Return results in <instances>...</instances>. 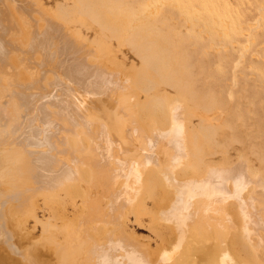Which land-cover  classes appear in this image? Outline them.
Returning a JSON list of instances; mask_svg holds the SVG:
<instances>
[{
  "label": "bare ground",
  "instance_id": "1",
  "mask_svg": "<svg viewBox=\"0 0 264 264\" xmlns=\"http://www.w3.org/2000/svg\"><path fill=\"white\" fill-rule=\"evenodd\" d=\"M60 7L0 0V264H264L262 172L204 160L208 109L162 54L128 67ZM146 215L155 246L129 229Z\"/></svg>",
  "mask_w": 264,
  "mask_h": 264
},
{
  "label": "rangeland",
  "instance_id": "2",
  "mask_svg": "<svg viewBox=\"0 0 264 264\" xmlns=\"http://www.w3.org/2000/svg\"><path fill=\"white\" fill-rule=\"evenodd\" d=\"M80 1L90 18L81 26L89 41L95 38L98 20L106 27L105 34L101 31L106 41L128 67L133 60L141 64L140 53L162 54L166 62L160 60V66H170L161 72L180 77L191 109H208L197 111L192 119L199 124V114L207 112L211 119L203 122L213 124L215 152L205 154L204 160L235 162L242 156L254 172L264 175V0ZM41 2L53 12L73 4V0ZM109 14L120 22L113 25ZM142 219V224L130 222L129 229L155 246L150 215ZM27 227L39 238L40 226L31 219Z\"/></svg>",
  "mask_w": 264,
  "mask_h": 264
}]
</instances>
